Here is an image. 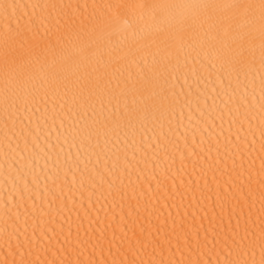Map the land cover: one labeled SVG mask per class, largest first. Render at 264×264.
<instances>
[{
  "label": "bare ground",
  "instance_id": "bare-ground-1",
  "mask_svg": "<svg viewBox=\"0 0 264 264\" xmlns=\"http://www.w3.org/2000/svg\"><path fill=\"white\" fill-rule=\"evenodd\" d=\"M262 0H0V264H264Z\"/></svg>",
  "mask_w": 264,
  "mask_h": 264
},
{
  "label": "snow or ice",
  "instance_id": "snow-or-ice-1",
  "mask_svg": "<svg viewBox=\"0 0 264 264\" xmlns=\"http://www.w3.org/2000/svg\"><path fill=\"white\" fill-rule=\"evenodd\" d=\"M262 3H264V0H262ZM261 20L264 21V15L261 16Z\"/></svg>",
  "mask_w": 264,
  "mask_h": 264
}]
</instances>
